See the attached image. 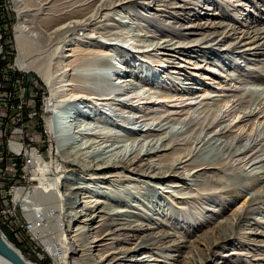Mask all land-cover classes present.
Segmentation results:
<instances>
[{"label": "bare ground", "instance_id": "bare-ground-1", "mask_svg": "<svg viewBox=\"0 0 264 264\" xmlns=\"http://www.w3.org/2000/svg\"><path fill=\"white\" fill-rule=\"evenodd\" d=\"M15 2L16 65L46 83L45 125L57 141L43 157L35 153L38 181L26 192L19 189L16 202L28 219L42 213V223L32 233L47 253L59 264H68V250L75 255L74 264H152L165 263V258L182 264L174 252L187 247L186 263L199 256L204 264L216 246L231 238L258 250L264 247V230H242L255 225L250 219L256 211L264 213V16L251 8L255 1ZM213 2L219 7L212 9ZM249 14H254L249 24H238L247 23ZM118 58L124 76H117V82L111 74L105 79V64L116 68ZM154 67L160 73L149 76ZM257 72L260 78L249 76ZM175 75H185L187 81L183 84ZM101 78L105 84L93 86ZM198 82L207 87L185 90L194 89L185 84ZM164 84L170 87L167 91L160 90ZM156 86L159 90L152 91ZM114 112H120L116 120ZM91 114L96 118L89 122ZM130 114L139 118L127 119ZM131 123L148 128L130 137ZM115 124L128 126L126 133L113 134ZM35 137L40 142L44 138L39 133ZM125 138L134 141L128 146ZM122 142L126 144L117 146ZM213 149L216 155L207 156ZM228 168L240 171L244 180L218 191L209 181L221 179L216 172ZM237 185L250 194L241 197ZM184 187L191 192H182ZM146 189L164 194L169 204H186L188 217L201 216L204 208L215 214V209L193 205L207 199L213 203L220 192L229 199L240 197L242 203L230 209L227 205L223 220L187 240L167 223L130 214L133 208L125 202ZM75 220L79 224L73 226ZM63 240L66 249L57 253L56 242ZM238 254L246 253H231ZM253 260L263 261L264 256ZM0 264L14 263L0 253Z\"/></svg>", "mask_w": 264, "mask_h": 264}, {"label": "rangeland", "instance_id": "rangeland-1", "mask_svg": "<svg viewBox=\"0 0 264 264\" xmlns=\"http://www.w3.org/2000/svg\"><path fill=\"white\" fill-rule=\"evenodd\" d=\"M31 0H25V2L27 4L30 3ZM37 1V0H34ZM255 1V3L252 4L251 2V8L254 9L255 12H259L260 15L264 16V0H253ZM245 2V1H242ZM207 7L209 6L206 3ZM206 7V6H205ZM219 7V5L216 4V2H213V8H217ZM17 8H16V2L15 0H0V30L3 31L7 28L9 29L10 25L13 27L12 28V32H13V36H12V40L13 43H11L10 45H5V51H8L10 54V57L12 59L13 64L16 65V58L18 55L17 49H16V41H15V28L16 25L18 23V12H17ZM206 11V10H204ZM203 11V12H204ZM214 10H212L211 12H213ZM218 11H221L220 8L218 9ZM197 13V12H195ZM194 13L191 14V18L194 20V16H192ZM226 15H229V13H226ZM252 16H254V14H249L247 23L244 22V20H241L238 24L244 25V24H249L250 23V19L252 18ZM9 32V31H8ZM114 61V60H113ZM179 61H177L178 63ZM116 66V68H114V66L112 67L111 65H106L104 66V72H105V79L107 77V75L109 76V74H111L113 81L117 82V76H124L123 74H120V69H119V58L117 60H115L113 62ZM244 63V64H242ZM241 65H243L242 67L245 68V62H242ZM103 64V63H102ZM123 65V63H122ZM146 64H143V68L145 69ZM186 65V64H185ZM16 67L21 70L19 71V73L17 74L18 76L21 77L22 79V85H21V90H19L18 92L15 93V99L16 101L18 100L20 102V108H24V119L26 120L28 125H31V128H34L36 130H38L36 133H39L41 135L44 136V140H46L47 142V150L46 153L44 154H48L50 152V149H53V146H56L57 141L55 139H52V147H51V143H50V135L47 134L48 129L46 128L45 125V119H44V110H45V104H46V100L47 97L49 96V90L48 87L46 86V83H44V81L40 78V76H38V74H36L35 72H27L24 71L22 69H20L17 65ZM162 70V69H161ZM118 73L119 75L114 74ZM159 74L160 71H157L154 68H152L151 70H149V76L150 75H154V73ZM241 74L242 77L244 78H248L247 77V73L242 72L239 73ZM28 75H30V78L28 79ZM259 75H261L259 72H257V74L252 73V75L249 76H253L255 78H260ZM178 77L176 80L180 81L181 83L184 84L186 80L185 75H175V77ZM123 78V77H122ZM105 79L101 78L99 80H97L96 82H94L92 85L97 87L98 85H104L105 84ZM168 79V77H167ZM166 79L167 82H169ZM148 80V79H146ZM98 82V83H97ZM143 82H147V81H143ZM142 82V83H143ZM97 83V85H96ZM170 83V82H169ZM141 84V83H140ZM139 84V85H140ZM198 84L200 85H196L195 84H185L184 87H194V89H190V88H186L185 90L189 91V92H195V91H203V88L207 87L206 84L202 83V82H198ZM114 85V83L112 84ZM187 85V86H186ZM116 85H114L112 87V89L115 87ZM141 86V85H140ZM148 86H152L151 84ZM201 88H199V87ZM157 88L152 87L151 90L155 91V90H159L158 88H160V90L164 89L167 91L166 88H170L164 85L162 86H156ZM165 87V88H164ZM213 87H215V90H221L220 88H218V85H213ZM22 89H27V91L25 92V96L22 95L21 91ZM107 89H111V88H107ZM190 89V90H189ZM198 89V90H197ZM47 90V91H46ZM24 92V91H23ZM196 96V95H195ZM128 101V104L131 105L129 102V100H125ZM212 102L213 103V98L209 100V103ZM18 105V106H19ZM129 110H133L134 108L129 107ZM141 111V110H140ZM69 113V112H68ZM67 113V114H68ZM117 113L115 114L114 118H112V120H116L118 119L117 116H119L120 112H114ZM132 114V113H131ZM130 114V115H131ZM139 116L144 115V113H139V111L136 113ZM109 115V114H108ZM136 115L133 117V115H131V117H127V119H132V118H139V116ZM110 116V115H109ZM81 117V116H80ZM91 118L89 120V122L93 119L96 118L95 115L91 114ZM137 118V119H138ZM35 120V122H34ZM35 123V125H34ZM138 125H135L133 123L129 124V127H132L133 125H135V127H132L133 129H129V131H131L132 133L128 132V135L130 137H136L138 135L134 134V131L140 129V128H148V126L146 124H142V123H137ZM107 125V124H106ZM122 128L119 127L118 125H114V130H113V134H122L126 133L124 131V128L127 129L128 126H126L125 124H121ZM120 125V126H121ZM59 128H61L62 126L58 125ZM154 127V126H153ZM177 129L180 128V125L176 127ZM33 131V130H32ZM34 132V131H33ZM29 133V132H28ZM35 133V132H34ZM35 133V134H36ZM34 134V135H35ZM58 135V134H56ZM125 135V134H124ZM141 139H146L145 137H140ZM126 139V138H125ZM132 141L130 139H126V142L128 144V146L132 143ZM126 142H122V143H118L117 146L120 145H124L126 144ZM139 144V142L136 141V145ZM127 146V147H128ZM218 150L213 149L210 150L207 153V156H214L216 155ZM56 153V151H54ZM55 161V160H54ZM58 161V160H56ZM56 165L59 164L58 162L55 163ZM65 166L64 162L62 163V166ZM74 167V166H73ZM73 167H71V169H73ZM216 174L218 176L221 177V179L219 178V180H213L211 179L209 181V184H213V186L215 188H218V191L226 189L228 186H230L231 184L235 183L234 181H243L244 180V176L240 171L238 170H234L232 168H228L225 171L222 172H216ZM241 177V178H240ZM212 181V182H211ZM228 181V182H227ZM230 185H229V184ZM237 187H239V189L241 190V197L247 195L248 193L250 194L249 190L247 188H241L240 185H237ZM144 193L141 194L140 196L138 195H131L130 199L128 202H125V205H128L129 208H133L131 210H133V212H131L130 214L133 215L137 220H142L145 221L146 219H152V221H154L155 223H159L164 222L167 223V228L169 230H171L172 232L175 231L177 232L181 237L180 238H185L187 240L194 238L195 234L199 235L202 233L203 229L206 228L208 225H211L214 221H221L224 219V217L222 216V214H224L227 210L226 207L227 205H229V209L233 208L235 206L240 205L242 202L240 200V197L235 200V199H229L228 197L224 196L222 192L219 193V195L217 197L214 198V202L212 203V199H207L210 200L208 201V203L204 204L205 202L202 201H198L195 202V204L193 205V207H196L197 209H203V207H210L209 209H215L217 212L214 214L210 213V211L206 210L204 208L205 213L202 214L200 216V214L198 213H194V214H190V216L188 217L187 214L185 212H183V210H186V204H180V205H176V204H169L168 203V199L166 198V196L163 194L159 195L156 191L154 192L153 190H143ZM182 192H191L190 188H185L183 189ZM249 197V196H248ZM144 199V200H143ZM138 202V203H137ZM203 206H201L200 204ZM136 204V205H135ZM209 204H211L212 206H210ZM237 204V205H236ZM131 206V207H130ZM163 206H167L166 209L167 210H163L160 209ZM138 209H135V208ZM169 207V208H168ZM180 207V208H178ZM264 208V206H263ZM225 209V210H224ZM171 210V211H170ZM162 211V212H161ZM192 211V209H191ZM166 212V213H165ZM169 212V213H168ZM139 213V214H138ZM160 213V214H159ZM142 214V215H140ZM140 215V216H138ZM172 215V216H171ZM185 215V216H184ZM221 215V216H220ZM153 216V217H152ZM145 219H144V218ZM149 217V218H148ZM175 218V219H174ZM189 218V219H188ZM156 221H155V220ZM207 219V222L204 220ZM263 219V220H262ZM257 220V222H256ZM159 221V222H158ZM210 221V222H209ZM251 223H254L255 225H247L243 227V232H248V230H255L256 229H260V230H264V213H261L260 211H256L251 219H250ZM259 221V222H258ZM261 221V222H260ZM78 222L75 220L73 221V226H76ZM79 224V223H78ZM259 224V226H258ZM1 225V224H0ZM258 227V228H257ZM262 227V228H261ZM4 229V228H3ZM238 230H240V226L237 227ZM5 231V230H4ZM5 233L13 240V244L14 246L21 250L22 254L30 259H32L33 261L39 262L41 264H59L60 260H57L55 258H53L48 252L47 249H45L44 244H42L38 239H35L33 235H31L30 233H27V235L25 236H20L21 238H17L14 234L13 236L10 235L8 232L5 231ZM63 239V238H62ZM258 239H262L261 237H259ZM180 240V239H177ZM264 240V238H263ZM12 243V242H11ZM57 247L56 251H58L57 253H64V249H66L65 247L67 246V244L62 241H57L56 242ZM127 246V245H126ZM61 248V250H60ZM47 250V251H46ZM60 250V251H59ZM254 250V251H253ZM260 250V251H259ZM258 250V247L255 248L253 245L248 244L247 242H242V241H238L237 239H233L231 238L230 243H220L218 246H216L214 248V250L209 254L207 260L205 258V263L204 264H212V262L214 261H219V263L222 264H264V260L263 261H256L253 260L254 258L257 257H261L264 256V247ZM189 251V248H182L181 250H179L178 252H174V254L178 255L176 258H178V261H181V263L183 264H201L199 263L200 257L199 256H194V258H189L188 263L187 259L185 258V256H187V252ZM234 251H238V252H242V253H246V254H238L236 256L231 255L232 252ZM67 251L65 250V253ZM67 261L68 264H74L73 263V258H74V254L72 251L67 252ZM258 253H261L259 255H257ZM224 257H223V256ZM231 257L233 258L232 261H226V257ZM223 257V258H222ZM228 257V258H229ZM78 258V257H75ZM162 258V257H161ZM164 258V257H163ZM165 263L162 262V260L160 261H153L151 262L152 264H176L175 258L174 259H166L165 258ZM180 263V262H177Z\"/></svg>", "mask_w": 264, "mask_h": 264}, {"label": "built area", "instance_id": "built-area-1", "mask_svg": "<svg viewBox=\"0 0 264 264\" xmlns=\"http://www.w3.org/2000/svg\"><path fill=\"white\" fill-rule=\"evenodd\" d=\"M13 27L10 25L4 33L0 30V228L8 239L5 231L21 238L27 233L33 235L35 225L42 223L40 212L36 218L28 219L22 205L16 202V194L19 189L26 192L36 185L35 153L43 157L47 150L46 140H37V128L27 124L25 109H18L20 102L15 99V93L21 90L22 79L17 75L21 70L5 51V45L13 43ZM26 91L22 89L23 96ZM49 139L52 147V137Z\"/></svg>", "mask_w": 264, "mask_h": 264}, {"label": "water", "instance_id": "water-1", "mask_svg": "<svg viewBox=\"0 0 264 264\" xmlns=\"http://www.w3.org/2000/svg\"><path fill=\"white\" fill-rule=\"evenodd\" d=\"M29 78L30 75H28V79ZM0 231L3 234H0V253H2L14 264H30L29 261L22 255V253L19 252V250H17L8 240L7 236L3 233L1 228Z\"/></svg>", "mask_w": 264, "mask_h": 264}, {"label": "trees", "instance_id": "trees-1", "mask_svg": "<svg viewBox=\"0 0 264 264\" xmlns=\"http://www.w3.org/2000/svg\"><path fill=\"white\" fill-rule=\"evenodd\" d=\"M9 239L13 242V240H12L13 238L11 239V238L9 237Z\"/></svg>", "mask_w": 264, "mask_h": 264}]
</instances>
